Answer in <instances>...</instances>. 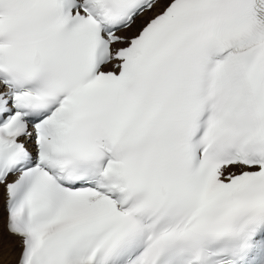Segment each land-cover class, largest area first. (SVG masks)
I'll return each instance as SVG.
<instances>
[{"label": "snow or ice", "instance_id": "6c2138e0", "mask_svg": "<svg viewBox=\"0 0 264 264\" xmlns=\"http://www.w3.org/2000/svg\"><path fill=\"white\" fill-rule=\"evenodd\" d=\"M0 264H264V0H0Z\"/></svg>", "mask_w": 264, "mask_h": 264}]
</instances>
